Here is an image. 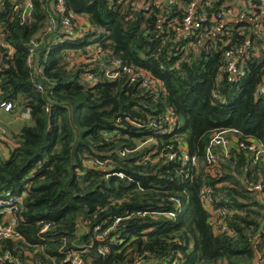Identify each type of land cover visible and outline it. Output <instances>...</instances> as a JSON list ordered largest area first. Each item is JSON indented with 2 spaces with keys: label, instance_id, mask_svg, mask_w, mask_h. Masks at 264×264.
Returning a JSON list of instances; mask_svg holds the SVG:
<instances>
[{
  "label": "trees",
  "instance_id": "16d2710c",
  "mask_svg": "<svg viewBox=\"0 0 264 264\" xmlns=\"http://www.w3.org/2000/svg\"><path fill=\"white\" fill-rule=\"evenodd\" d=\"M31 2L30 16L27 0L0 4V99L15 105L1 115L0 200L27 193L17 225L22 238L0 240V257H10L0 264H71L65 255L80 246L85 264H233V258L252 264L255 257L264 264V187L254 189L264 185V160L255 163L253 152L233 147L217 164L207 161L216 131L264 143L259 21L234 19L204 49L180 59L173 30L161 32L154 13L137 16L133 0H65L77 26L44 37L54 0ZM222 4L213 0L210 11ZM40 35L41 77L26 63L29 42ZM248 37L254 48L243 62L245 75L232 78L222 70L225 43ZM95 46L106 52L103 63L79 61ZM111 55L160 78L163 90L142 87L141 78L131 82L127 72L111 77ZM170 108L172 126L163 119ZM28 109L30 117L22 118ZM181 147L196 166L168 159ZM204 187L232 209L226 219L232 234L210 222ZM44 223L53 225L42 232Z\"/></svg>",
  "mask_w": 264,
  "mask_h": 264
},
{
  "label": "built area",
  "instance_id": "2783aa9c",
  "mask_svg": "<svg viewBox=\"0 0 264 264\" xmlns=\"http://www.w3.org/2000/svg\"><path fill=\"white\" fill-rule=\"evenodd\" d=\"M3 0H0V4ZM243 2V8L239 9L237 6L231 4L230 0H223L218 11H210L213 0H133V9L135 12L140 13H154L159 20L160 31L164 32L167 29H172L174 32V42L179 47L180 59L188 58L191 51L197 52L199 49H204L205 45L212 39L220 36L223 33V26L227 18L233 17L236 20H245L248 16H254L257 20L264 21V0H240ZM258 2V5L256 4ZM181 10L182 16L178 17L175 13V8ZM31 0H27L25 6V12L30 16L32 10ZM260 9V12H257ZM74 16L69 15L65 5V0H54L51 5V11L49 12V21L45 26V32L42 33L43 37L47 34L57 31H71L77 24L73 22ZM79 29L85 30L86 21L83 18H79ZM42 35L34 37L29 42V54L27 57V66L30 68L32 75L43 76V68L38 62V48L41 43ZM228 42L225 43V49L223 52V72L227 73L232 78H241L245 75V68L243 67L244 60L253 53L254 43L251 38H247L243 43L237 45L234 44L227 47ZM106 52L100 47H90L84 55L81 57V61L84 63H92L101 60L102 56ZM110 53V52H109ZM190 60V59H188ZM102 61V60H101ZM110 62L113 66L112 71H108L111 77H118L122 72H127L131 82L138 78H141V86L154 89L156 91L163 90L164 84L160 78L153 75L146 70H136L133 67L127 65L122 66L121 61L111 55ZM103 63V61H102ZM86 80H92L93 75L87 74ZM39 90H43L41 85H37ZM257 93H264V81L257 87ZM14 104L7 100L0 99V115L3 113L11 112L14 108ZM22 118L28 119L30 117L29 109L22 113ZM168 126H172L175 121V114L172 108L168 109L163 117ZM156 123V122H155ZM155 128H159L161 132H166L169 127H160L156 125ZM219 147L220 151H214L213 147ZM241 148L249 150L254 154V162L264 160V143L253 137L247 136L240 139L238 136L233 135L228 137L224 131H216L212 134L210 146L208 148L207 161L210 164H217L220 157L224 155L228 157L231 148ZM179 159L184 164L191 162L192 165H197V158L195 156H188L184 147H181L178 152H173L168 155L169 160ZM264 185L257 183L254 189L258 192L263 190ZM27 193L21 194L7 193L5 197L0 200V207L4 214V222L0 224V240L2 239H14L18 240L22 238L21 233L17 229V225L21 222V214L25 209V198ZM200 198L203 206L210 214V222L213 227L218 231L227 232L232 234L233 232L227 226L226 219L232 215V209L227 205H218L216 198L213 194V190L210 187H204L201 189ZM176 204L180 201L175 199ZM171 217H176V214H170ZM53 224L44 223L41 231H47ZM72 246H75L74 240L71 242ZM66 245L64 243L63 247ZM86 246L76 247V250H68L65 255V261L71 264H85L84 252ZM101 253L107 252V249H101ZM2 259H10L6 253ZM134 264H140L136 262ZM173 264H181L178 261H174Z\"/></svg>",
  "mask_w": 264,
  "mask_h": 264
},
{
  "label": "crops",
  "instance_id": "0c3cea01",
  "mask_svg": "<svg viewBox=\"0 0 264 264\" xmlns=\"http://www.w3.org/2000/svg\"><path fill=\"white\" fill-rule=\"evenodd\" d=\"M203 1L205 2L206 0H203ZM230 1H231V4H233L234 6H237V8H239V9H242L243 8V5L244 4H243L242 1H240V0H230ZM234 19L235 18H233V17L227 18L226 21H225V25H227L230 21H232ZM256 20H257V18H254L253 21H256ZM257 21H259V20H257ZM263 22L264 21H261V22L259 21V23L257 25L258 26V29H259V33H262V34H264V23ZM231 262L233 264H236L237 262H240V260L237 259V258H235V259H232ZM242 262H244V261H242ZM207 264H231V263H230V261H228L226 259H223V260L221 259V260L209 262Z\"/></svg>",
  "mask_w": 264,
  "mask_h": 264
},
{
  "label": "water",
  "instance_id": "95a60500",
  "mask_svg": "<svg viewBox=\"0 0 264 264\" xmlns=\"http://www.w3.org/2000/svg\"><path fill=\"white\" fill-rule=\"evenodd\" d=\"M140 14H141L140 12H136V15H137V16H139ZM175 45H176V44H175ZM252 264H259V262H258V258H257V257H255V258L253 259Z\"/></svg>",
  "mask_w": 264,
  "mask_h": 264
},
{
  "label": "rangeland",
  "instance_id": "374dc122",
  "mask_svg": "<svg viewBox=\"0 0 264 264\" xmlns=\"http://www.w3.org/2000/svg\"><path fill=\"white\" fill-rule=\"evenodd\" d=\"M81 60H82V59H79V61H81ZM15 120L18 121L17 118H15ZM1 121H2V116L0 115V125H1ZM13 128H14V129H17L16 125H15ZM3 129H4L5 132H7L6 128L3 127ZM233 259H234V258H233Z\"/></svg>",
  "mask_w": 264,
  "mask_h": 264
}]
</instances>
